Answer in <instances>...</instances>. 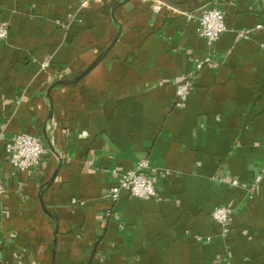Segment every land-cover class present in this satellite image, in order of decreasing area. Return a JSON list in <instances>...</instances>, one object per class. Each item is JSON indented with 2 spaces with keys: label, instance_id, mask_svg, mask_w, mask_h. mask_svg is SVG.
<instances>
[{
  "label": "crops",
  "instance_id": "0c3cea01",
  "mask_svg": "<svg viewBox=\"0 0 264 264\" xmlns=\"http://www.w3.org/2000/svg\"><path fill=\"white\" fill-rule=\"evenodd\" d=\"M122 1L0 0V135L43 145L39 167L21 172L0 141V264H51L54 236V264H264V182L252 185L264 165V3ZM213 5L227 30L207 43L196 17ZM119 30L84 77L47 93ZM140 160L155 196L113 198Z\"/></svg>",
  "mask_w": 264,
  "mask_h": 264
},
{
  "label": "built area",
  "instance_id": "2783aa9c",
  "mask_svg": "<svg viewBox=\"0 0 264 264\" xmlns=\"http://www.w3.org/2000/svg\"><path fill=\"white\" fill-rule=\"evenodd\" d=\"M264 3V0H260ZM88 0H79V7L83 8ZM169 3L158 0L153 5V11L159 12L161 7ZM171 9L176 10L171 6ZM178 11V10H177ZM188 19L194 18L190 12L179 11ZM196 34L203 38L207 43H212L221 33L227 30L225 24V12L217 6H209L200 11L196 17ZM250 28L237 29V35L240 38H247L250 34ZM8 34L7 25L0 23V40L6 38ZM205 61L208 59L205 58ZM43 66L46 63L42 64ZM202 62L197 63L196 67L200 68ZM193 88L192 78H186L176 85L175 94L177 101L187 99ZM4 141V151L7 153L9 162L18 171L27 172L37 169L41 163L43 156V145L39 137L30 133L20 132L4 139L0 135V141ZM148 162L140 160L136 162L134 167L122 175L121 181L117 185L110 188L111 196L117 197L120 189L127 188L131 195L138 198L154 197L156 194L153 182L149 174L146 172ZM264 182V165L259 169L253 178V186ZM232 185H237V181L233 180ZM5 192L4 184L0 178V196ZM212 218L222 225H227L230 219V210L224 207H217L212 212Z\"/></svg>",
  "mask_w": 264,
  "mask_h": 264
},
{
  "label": "water",
  "instance_id": "95a60500",
  "mask_svg": "<svg viewBox=\"0 0 264 264\" xmlns=\"http://www.w3.org/2000/svg\"><path fill=\"white\" fill-rule=\"evenodd\" d=\"M128 0H124L120 3H118V5L116 6H120L122 4H124L125 2H127ZM116 6H113L111 8V14L114 13V9L116 8ZM119 32L120 30L116 33V35L114 36V38L112 39L111 43L108 45V47L106 49H104L103 51H101L97 57L82 71L80 72L78 75H76L75 77L69 79V80H57L55 82H53L48 90H47V93L50 92V89H52L54 86L56 85H66V84H73L75 82H77L78 80H80L82 77H84L99 61L100 59L103 57V55L113 46L114 42L116 41L118 35H119ZM55 174L56 172H54V174L52 175V177L50 178V180L48 182H46L44 184V186H49L51 184V182L53 181L54 177H55ZM40 202H41V207H42V210L49 214L48 211L45 209L44 207V204L42 203V198H41V195H40ZM50 215V214H49ZM55 236L53 238V247H52V260H51V264H54V261H53V256H54V247H55Z\"/></svg>",
  "mask_w": 264,
  "mask_h": 264
}]
</instances>
